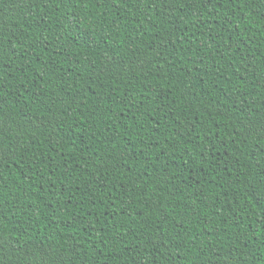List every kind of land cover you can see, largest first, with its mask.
<instances>
[{"label": "trees", "instance_id": "obj_1", "mask_svg": "<svg viewBox=\"0 0 264 264\" xmlns=\"http://www.w3.org/2000/svg\"><path fill=\"white\" fill-rule=\"evenodd\" d=\"M0 264H264V0H0Z\"/></svg>", "mask_w": 264, "mask_h": 264}, {"label": "snow or ice", "instance_id": "obj_2", "mask_svg": "<svg viewBox=\"0 0 264 264\" xmlns=\"http://www.w3.org/2000/svg\"><path fill=\"white\" fill-rule=\"evenodd\" d=\"M0 155H2V151H0Z\"/></svg>", "mask_w": 264, "mask_h": 264}]
</instances>
